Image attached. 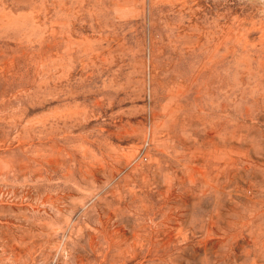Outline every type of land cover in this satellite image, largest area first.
<instances>
[{"label":"rangeland","instance_id":"obj_1","mask_svg":"<svg viewBox=\"0 0 264 264\" xmlns=\"http://www.w3.org/2000/svg\"><path fill=\"white\" fill-rule=\"evenodd\" d=\"M0 264H264V0H0Z\"/></svg>","mask_w":264,"mask_h":264},{"label":"bare ground","instance_id":"obj_2","mask_svg":"<svg viewBox=\"0 0 264 264\" xmlns=\"http://www.w3.org/2000/svg\"><path fill=\"white\" fill-rule=\"evenodd\" d=\"M9 189V188H8Z\"/></svg>","mask_w":264,"mask_h":264}]
</instances>
